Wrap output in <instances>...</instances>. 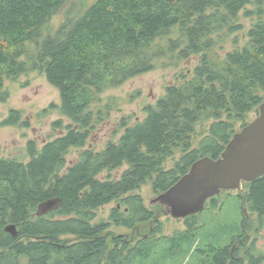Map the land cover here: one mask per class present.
Listing matches in <instances>:
<instances>
[{
    "label": "trees",
    "instance_id": "16d2710c",
    "mask_svg": "<svg viewBox=\"0 0 264 264\" xmlns=\"http://www.w3.org/2000/svg\"><path fill=\"white\" fill-rule=\"evenodd\" d=\"M65 7L54 28L51 20ZM193 56V73H180L144 118L130 124L124 117L117 141L87 147L103 121L94 105L106 90L165 57ZM32 72L59 89L60 104L41 115L59 110L52 125L61 133L42 146L28 141L27 158L0 157V264H181L186 229L163 234L157 212L137 191L148 181L157 196L167 191L200 158H218L250 123L247 115L259 114L264 0H0V100L9 99L6 80ZM2 124L29 125L18 109ZM73 149L79 153L70 163ZM257 181L252 193L245 182L246 191L233 196L262 205L264 176ZM53 198L60 208L38 216L39 205ZM112 202L108 220L96 221ZM150 223L138 240L109 234L112 225L134 230Z\"/></svg>",
    "mask_w": 264,
    "mask_h": 264
},
{
    "label": "rangeland",
    "instance_id": "374dc122",
    "mask_svg": "<svg viewBox=\"0 0 264 264\" xmlns=\"http://www.w3.org/2000/svg\"><path fill=\"white\" fill-rule=\"evenodd\" d=\"M92 2L94 0H86ZM69 7L55 16L50 24L54 28L64 20ZM76 13V12H75ZM249 27L250 21H245ZM242 43V42H241ZM231 42L226 43L225 50L231 49ZM219 53L224 55L225 51L219 49ZM198 57L181 60L178 58H168L157 62L156 67L144 74L138 75L122 85L110 88L101 95V102L94 105L95 112H100L103 121L93 132L87 147H94L97 150L103 149L109 141H117L123 132V118L129 117L131 124L141 120L146 116L145 107L155 104L156 101L165 94L166 87L178 81V75L185 72L191 75L195 66L198 64ZM5 90L9 92L7 101L0 100V157H19L27 158L26 146L28 141L35 140L42 146L46 140L52 139L61 132L53 128V122L61 116L59 110H52L46 115H41L43 109L51 103L60 104L59 89L53 86L47 78L39 72H32L21 76L18 80H6ZM11 109L22 111L23 120L28 122V126L22 125H3L2 122L8 117ZM258 114L252 111L247 115V120L251 122ZM79 151L73 149L69 154L70 163L75 161ZM178 155V154H177ZM172 163H169L171 165ZM127 165L112 172L113 176L119 175L126 169ZM106 175L108 173H105ZM245 192L243 185L240 190L229 191L231 195ZM137 193L141 194L147 207L157 212V216L163 222L165 235H171L178 229H184L185 223L182 219H176L165 212L164 207L159 203L153 202L157 194L153 191L151 181L141 187ZM115 202L107 204L98 210L96 221L108 220L111 209ZM225 213L237 215L238 208L232 211L226 208ZM237 218L236 216H234ZM140 224L134 230L126 227L112 225L110 235L125 234L127 237L138 240L144 237L152 227ZM181 264H191L189 257H179Z\"/></svg>",
    "mask_w": 264,
    "mask_h": 264
},
{
    "label": "water",
    "instance_id": "95a60500",
    "mask_svg": "<svg viewBox=\"0 0 264 264\" xmlns=\"http://www.w3.org/2000/svg\"><path fill=\"white\" fill-rule=\"evenodd\" d=\"M264 175V101L258 116L237 131L218 158L204 156L192 164L167 191L153 200L164 206L165 212L176 219L203 211L209 198L223 190H240L245 182ZM61 206L60 198L42 202L36 214L47 215ZM8 232L17 235L10 225Z\"/></svg>",
    "mask_w": 264,
    "mask_h": 264
},
{
    "label": "flooded vegetation",
    "instance_id": "af4514ba",
    "mask_svg": "<svg viewBox=\"0 0 264 264\" xmlns=\"http://www.w3.org/2000/svg\"><path fill=\"white\" fill-rule=\"evenodd\" d=\"M259 178L250 182L251 193ZM229 191L209 198L202 212L182 219L191 264H264V203L259 206L252 197L247 206L245 197H230ZM226 208H238L239 213L227 214Z\"/></svg>",
    "mask_w": 264,
    "mask_h": 264
}]
</instances>
